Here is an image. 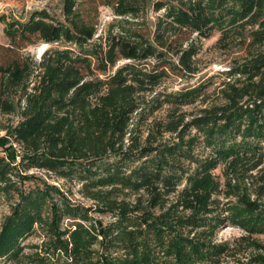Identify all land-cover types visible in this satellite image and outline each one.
<instances>
[{"label": "trees", "instance_id": "trees-1", "mask_svg": "<svg viewBox=\"0 0 264 264\" xmlns=\"http://www.w3.org/2000/svg\"><path fill=\"white\" fill-rule=\"evenodd\" d=\"M61 16H0V264H264V0H62ZM217 34L241 55L191 84ZM228 226L242 235L218 241Z\"/></svg>", "mask_w": 264, "mask_h": 264}, {"label": "rangeland", "instance_id": "rangeland-1", "mask_svg": "<svg viewBox=\"0 0 264 264\" xmlns=\"http://www.w3.org/2000/svg\"><path fill=\"white\" fill-rule=\"evenodd\" d=\"M61 2L62 0H0V16L3 14H13L17 18L21 20H27L30 14L36 10H48L51 14L56 15L58 18H62L61 16ZM151 18L154 19L155 15L152 13L150 14ZM116 16L113 14L112 10L106 7H101L99 11V34L104 33L108 28L109 25L115 22ZM219 35L213 36L211 39L202 40V51L199 56L200 63L202 66V72L192 81L191 84L197 83L202 77L204 76H212L216 75L222 71L228 70L230 63L234 61V59L241 55V52H227L221 50L217 46V40ZM7 38L4 33V25L0 22V44H6ZM52 46L45 43H39L35 46H31L27 49L28 52L35 55L39 58L44 51L51 48ZM218 81V78L216 79ZM220 83V82H219ZM216 83L211 90L210 94L213 93ZM166 86L169 88L178 89L184 86L183 82L178 81H170L166 83ZM10 119L1 118V122L8 125L17 122L18 117L11 116ZM7 131H0V137L6 136ZM220 173V171H217ZM30 176H34L35 178H44L49 182H54L52 179H49L44 172H36L32 171L29 173ZM56 183V182H55ZM59 184V183H57ZM74 192L73 198L77 201L83 203L84 205H91L92 202L83 198L78 193V186H71ZM9 212V208L6 204L3 205L1 212H0V221L2 218ZM98 216V215H96ZM107 220V218H106ZM242 235V231L238 228L233 226L223 227L220 232L218 233L217 239L218 241H230ZM31 242H37V239L34 238Z\"/></svg>", "mask_w": 264, "mask_h": 264}]
</instances>
